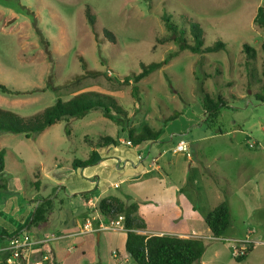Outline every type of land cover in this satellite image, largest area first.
Instances as JSON below:
<instances>
[{"label":"rangeland","instance_id":"1","mask_svg":"<svg viewBox=\"0 0 264 264\" xmlns=\"http://www.w3.org/2000/svg\"><path fill=\"white\" fill-rule=\"evenodd\" d=\"M260 7L264 0H0V83L13 92L0 90V107L30 116L58 99L97 91L114 97L129 116L118 124L96 110L63 119L31 138L0 134L6 158L0 173V231L23 229L35 200L54 189L65 209L74 206L67 199L69 187L97 167L73 169V161L103 152L107 136L126 143L129 129L138 132L149 124L162 128L160 138L122 145L123 150L137 158L141 153L149 165L166 149L168 159L183 160L186 167L188 153L194 152L201 167L222 154L210 163L212 170L231 175L232 225L221 239H204V262L196 264H264V102L256 98L264 80V25L255 23ZM193 23L204 31V47L221 41L225 48L212 53L184 48L175 37L194 44ZM245 44L255 49L254 58ZM165 59L166 65L134 80L143 64ZM84 60L103 74L77 81L86 71ZM206 92L221 94L229 105L216 123L204 120ZM181 140L189 148L175 152ZM201 169L192 168L190 177L206 185ZM203 196V190L195 196L197 204ZM246 236L253 242L239 262L236 257L243 255L233 254L236 241L229 238Z\"/></svg>","mask_w":264,"mask_h":264},{"label":"crops","instance_id":"2","mask_svg":"<svg viewBox=\"0 0 264 264\" xmlns=\"http://www.w3.org/2000/svg\"><path fill=\"white\" fill-rule=\"evenodd\" d=\"M121 140L122 144L103 147V152L97 153L96 164L91 167H97V170L88 172L84 178L76 179L69 187L67 199L74 201V206L65 209L64 200L59 199L57 194L56 200L57 202L59 200V203L56 202L50 221L27 231L36 240L46 235L55 237L50 246H34L28 254L30 261L50 255L47 252L50 248L52 257L44 260V264H137L127 252V232L123 222L112 225V222H116L115 219L107 223L99 211L100 200L111 195L127 203L134 201L139 203L140 212L147 217V228L144 233L149 236L174 235L183 238L215 239L206 224V216L226 199L232 210V200L227 197L231 190L228 185L231 183V175L221 172L220 169L212 170L210 164L218 161L222 154L214 156L213 159H206L207 165L201 167V163L193 159L194 152L188 153L186 159L189 164L186 167L183 160L168 159L165 149L154 158L155 161L153 159L151 164L146 165L144 157L139 158L141 153L137 158L130 150H123L122 145L133 146L127 145L124 139ZM192 168H202L203 182L206 185L197 178L192 182L190 177ZM206 170L208 174L204 173ZM83 171H89V168ZM222 180H226V186L222 185ZM93 188H97L94 193L87 198L82 196V192ZM202 190L205 196L197 204L195 196L200 197ZM92 215L96 231L83 232L86 220ZM26 223L27 221L24 222L25 226ZM219 239L221 238H216ZM230 239L235 241L241 238ZM8 242L9 240L0 243V247L7 245ZM234 244L233 242L232 250ZM9 256L7 252H0V264H20L15 260L9 263Z\"/></svg>","mask_w":264,"mask_h":264},{"label":"trees","instance_id":"3","mask_svg":"<svg viewBox=\"0 0 264 264\" xmlns=\"http://www.w3.org/2000/svg\"><path fill=\"white\" fill-rule=\"evenodd\" d=\"M87 18L91 25H95L96 19L91 13L90 8H87ZM255 23L260 26L264 25V8L260 7L255 17ZM105 35L111 40H115L114 34L104 29ZM190 33L194 36V44H191L182 36L175 37L179 40L183 47L194 52L212 53L225 48L226 44L217 41L214 45L204 47V31L202 27L193 23L190 27ZM245 50L252 58L255 57V49H251L248 44H245ZM168 59L161 62L143 64L142 71L134 73L133 77L136 82H140L153 71L161 68L168 63ZM83 66L86 69L85 73L77 76L76 80L80 81L88 77H98L103 73L101 71L88 68V64L83 61ZM106 77L107 72H104ZM111 79V78H110ZM135 91L138 87L135 86ZM0 90L3 93H13L6 85L0 83ZM258 101L264 102V80L262 83V92L256 94ZM228 107L224 97L219 94L212 96L208 92L205 93L203 102V116L205 121L213 123L218 122L222 108ZM101 110L105 117L117 122L118 124L127 123L128 111L118 103V101L109 95L102 94L97 91H87L75 95L69 100L58 99L57 102L42 112L30 116H22L17 112L0 107V134L4 132L22 133L26 137L31 138L37 133H41L55 123L68 118H81L91 111ZM178 113L175 115L177 116ZM170 119V118H169ZM125 129L123 128V131ZM162 134V128L156 129L149 124H144L138 131L129 129V141L134 146L140 145L144 141H157ZM117 145L118 141L111 136L103 138L100 146ZM96 155L93 154L88 159H75L72 163L74 169H85L96 164ZM6 169L5 150H0V173ZM57 189H54L52 194L36 199L32 205V214L27 221L23 230L11 234L8 229L3 228L0 231V243L12 239L23 232L29 231L32 227L46 224L50 221L56 208ZM97 190V188H95ZM93 190L82 192V196L87 198ZM130 196H128L129 198ZM99 211L102 217L111 223L118 219L119 216H124V229L127 232L126 249L130 257L137 264H194L199 262L205 251V242L202 237H178L174 235H147L144 231L147 228V217L140 212L139 203L134 201L127 203L117 196H107L102 198L98 204ZM206 224L211 230V233L216 238H221L224 233L232 225V210L228 200L222 201L205 218ZM252 249L249 250V252ZM248 253L243 256L236 257V260L244 261ZM56 264V263H53Z\"/></svg>","mask_w":264,"mask_h":264},{"label":"built area","instance_id":"4","mask_svg":"<svg viewBox=\"0 0 264 264\" xmlns=\"http://www.w3.org/2000/svg\"><path fill=\"white\" fill-rule=\"evenodd\" d=\"M127 144L129 146H134L131 141H127ZM254 147V144H253ZM189 148L188 143L185 140H181L175 147V152H185ZM142 154L139 155V158H142ZM155 161V159H154ZM124 221V216L121 215L118 217L116 222H112V225H119L120 222ZM117 223V224H116ZM101 228V227H100ZM103 228V226H102ZM97 228L94 227V217L93 215L88 217V219L85 222V227L83 232H93L96 231ZM214 237V236H213ZM216 239V237H214ZM55 239L53 235H46L41 239H34L32 238L27 232H23L17 236H14L12 239L9 240L8 244L5 246L0 247V252H7L10 254L8 257L9 263L12 261H18L20 264H44V260H48L51 258V249L48 248L47 252L50 253V255H44L42 259L30 261V258L28 257V254L30 250L34 246H50L51 242ZM234 242V252L233 254H242L245 255V252H247V249L249 246H251L253 240L250 238V236H246L242 240H235Z\"/></svg>","mask_w":264,"mask_h":264}]
</instances>
